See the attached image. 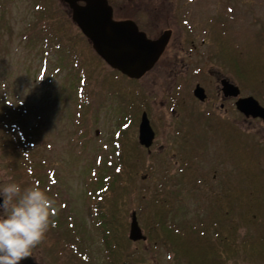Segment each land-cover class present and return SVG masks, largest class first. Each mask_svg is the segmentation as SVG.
<instances>
[{
    "label": "rangeland",
    "instance_id": "obj_1",
    "mask_svg": "<svg viewBox=\"0 0 264 264\" xmlns=\"http://www.w3.org/2000/svg\"><path fill=\"white\" fill-rule=\"evenodd\" d=\"M171 8L179 15L173 19L174 43H189L186 47L190 48L193 63L199 69L191 71L186 79L154 69L136 80L112 70L81 34L75 41L78 52L85 53L80 48L83 44L88 51L92 48L96 56L91 52V64L85 62L83 66L77 60L67 62L57 43L47 39L48 30L41 15L48 14L40 13L35 0H0V172L10 176L11 182L20 184L22 190L38 186L55 202L54 226L33 249V257L21 264H110L90 193L102 176L116 174V179L120 176L115 172L119 163L117 133L128 123L126 137L142 146L138 150L144 158L138 162L145 166L137 174L131 173L132 164L126 166V176L119 177L128 191L124 197L130 209L123 211L125 215L120 221L129 227L127 239L130 240L133 211L137 212L147 235L144 214L162 183H166L168 191L172 189L171 193H177L180 188L184 197L174 222L193 227L208 221L210 216L215 218L214 199L224 197L221 191L229 186L227 181L232 185L235 164L242 162L243 157L234 159L230 144H223L225 141L222 144L207 141L210 132L204 123H215L211 132L218 126L225 129L220 125L222 116L216 113L219 103L211 109L187 98L198 81L206 83L210 94L215 91L210 79L203 75L211 69L222 72L238 85L241 97L254 96L264 105V0H172ZM60 9L68 14L67 8L57 0L49 14L58 15ZM68 16L72 18L71 13ZM65 23H61L64 30L78 31L75 22L77 28ZM68 34L76 38V34ZM80 70L87 80L85 87L79 78ZM182 70L188 69L182 67ZM83 95L90 100H87L89 105ZM173 97L181 103L185 100L186 105L178 107ZM227 105L232 108L229 115L234 122L235 141L238 139L234 144L239 139L245 140L251 147V155L259 157L254 178L255 182L259 179L262 189L264 122L245 117L234 101ZM174 109L181 114L179 118H175ZM143 112H147L156 131L150 148L139 142ZM177 122H187L186 128L192 124L185 157L191 159L193 171L201 170L205 174L199 178L197 191L192 183L178 181L182 174L179 175L178 168L188 163L179 151L182 141L173 125ZM27 160H32V166L39 169L30 173ZM29 174L33 175L32 179ZM105 194L109 196L108 191ZM234 207L240 238L244 239L260 225L257 220L251 221V212L241 203L235 201ZM129 244L131 251L139 255V264L176 262L175 252L149 238L139 242L130 240ZM141 257L145 259L140 261ZM241 258L237 257L232 264H264L263 260L243 262ZM186 260L182 256L181 264H187Z\"/></svg>",
    "mask_w": 264,
    "mask_h": 264
},
{
    "label": "trees",
    "instance_id": "obj_2",
    "mask_svg": "<svg viewBox=\"0 0 264 264\" xmlns=\"http://www.w3.org/2000/svg\"><path fill=\"white\" fill-rule=\"evenodd\" d=\"M35 2L40 13H42L41 11H46L48 14V16L45 14L41 15L42 23L48 30L47 35L49 37L47 39L54 44L57 43V47L59 46L61 48V54L67 59V62L77 60L76 62H80V66L86 65L89 62L91 64V52L95 56L96 54L91 51L92 48L88 51L83 44L80 48L85 53L80 54L78 52V48L75 47L77 35L81 34L84 39L87 37L76 27L71 16H68L61 9L60 11L58 10V15L51 16L49 14L51 12L49 9L55 6L57 0H35ZM64 21H66L65 24L68 27L73 25L78 31L64 30L62 28L63 24H61ZM58 22H60L59 27L57 26ZM68 33L76 34V38H73ZM68 42H70L69 46H67ZM85 62L87 63L85 64ZM81 74L82 71L80 70L79 78L85 87L87 86V80ZM83 96L85 103L89 105L90 100L85 95ZM85 107L87 108V106ZM128 128L129 123L117 133V145L119 149L117 151V157L119 163L117 165V171L115 172L120 176H117V179L116 174L114 176H102L103 179L99 178L95 181L93 184L94 188L90 193L91 203L95 210V221L101 233L104 249L110 264H139V255L136 256L134 253L136 251H131L130 240L127 239L126 230L129 227L125 224L123 226V223L120 222L130 207L126 204L128 203V199L124 197L128 191L125 190V186L119 177L126 176L124 174L126 173L124 172V167L126 166L132 164L133 169L131 173L135 171L136 174L141 172V166H145V164L141 165L138 162V160L144 158V155L142 156L138 150L142 146L138 142L129 140L126 137ZM233 140L235 143L238 142V139L235 141V135ZM248 154H250L249 160H246ZM236 157H243L241 159L242 162L235 164L232 185L227 181L229 186L221 191V193H224V197H215L214 199L215 209L217 210L213 213L215 218L210 216L208 221H203L204 223H201L199 226H195V224L192 227L187 225V223L181 224L174 222L177 213L183 206L181 202L184 200V197L183 194H180V188L177 193H171L172 189H170L171 192L168 191L166 183H162L157 189L159 192L154 196L153 202L150 204V209L144 214L147 240L149 238L155 243H161L169 251L175 252V264L182 263V256L186 257L187 264H232V261L234 262L237 257H243L241 258L243 262L249 259L264 261V186L262 189H259L261 183L259 179L255 182L254 178L256 175L255 172L259 169L257 167L259 157H254L253 154L251 155V147L242 139H239L238 144H234V159ZM27 161L30 166L28 167L26 165L25 169L27 167L31 168L30 173L34 172L33 169H39V167L32 166V160ZM185 163L188 164L184 166L182 172H179V175L182 174L178 177V181L182 182V184L188 181L186 183L187 185H189V182L192 183L193 188L197 191L199 189L197 186L199 178L202 176L204 178L205 174L203 172L193 171L190 161H186ZM136 167L139 171L135 170ZM28 177L32 179L33 175L29 174ZM241 179L245 182L241 181ZM235 186H239V188L236 189ZM248 186L252 188L248 189ZM164 190L170 193H165ZM107 191L109 192V196L105 194ZM112 193L115 194L111 196ZM195 193L189 192L190 195H194ZM143 199L144 196L141 195V200L143 201ZM235 201L241 203L246 209H249L253 216V220L251 221L255 222L257 220L258 225H260L253 234H247V237L244 239L240 238L239 220L234 213L236 208L234 207ZM143 210L145 211V208ZM247 220L250 222L248 217ZM144 259L145 257H141L140 261Z\"/></svg>",
    "mask_w": 264,
    "mask_h": 264
},
{
    "label": "water",
    "instance_id": "obj_3",
    "mask_svg": "<svg viewBox=\"0 0 264 264\" xmlns=\"http://www.w3.org/2000/svg\"><path fill=\"white\" fill-rule=\"evenodd\" d=\"M72 10V19L91 42L93 49L115 70L133 79H140L149 72L169 43L171 32L167 31L152 39L141 31L132 20L116 21L108 0H63ZM80 2H84L81 4ZM226 95L237 97L236 107L247 118H260L264 122V105L254 96L241 97L235 83L224 82ZM195 95L205 100L207 95L201 86ZM155 131L147 112H143L139 125V142L150 148ZM3 198H0V203ZM129 238L134 242L147 240L140 226L137 212L131 215Z\"/></svg>",
    "mask_w": 264,
    "mask_h": 264
},
{
    "label": "flooded vegetation",
    "instance_id": "obj_4",
    "mask_svg": "<svg viewBox=\"0 0 264 264\" xmlns=\"http://www.w3.org/2000/svg\"><path fill=\"white\" fill-rule=\"evenodd\" d=\"M108 1L113 8L114 20L134 21L138 25L139 29L145 32L149 38L157 39L165 32L167 31L171 32L169 43L167 44L164 52L162 53V55L160 56L159 60L156 62L154 67L144 76H146L148 73H151L154 69H156L162 72L164 70L170 76L179 77L180 75H182L183 78L186 79L191 74V71L196 70L197 68L199 69V67H197V65L193 63V60L191 58V51L189 50L190 48L186 47V45L189 43L184 44L180 41H178V43L177 42L174 43L173 36L175 32L174 29L175 26L173 25V19H176V17H178L179 15H177L178 13L175 10H171L172 0H108ZM188 1L192 2L194 0H188ZM60 2L63 4V6L67 8V13L69 15L71 13L72 15V10L70 6L66 4L63 0H60ZM80 3L84 4V2H80ZM182 67H185L188 70L186 72H183ZM112 70L116 72H120L113 68ZM207 72L209 73L203 72V75H206L208 77L207 79H210V84L213 85L215 88V91H213L214 93L212 92L210 94L208 92V87L205 86L206 83H202L198 81L196 82L194 90L192 91V88L190 89V92L188 94L189 97L187 98V100L193 99L194 101H198L200 104H203L204 106H209V108L211 109L217 107V104L219 103L218 110L216 111V113L222 116V117L219 116L218 117L223 121L220 125L225 126L224 127L225 129H222L221 127L218 126L217 129H213V131L211 132L210 131V129L212 128L211 125L215 123L213 122L208 124L204 123L207 126V130L210 132V136H207L208 139L207 141H212V143H216V144H222L223 141H225V143H223L225 145L226 143H229L230 144L229 151H231L234 155V143H233L234 140H232L234 139V122L233 120L230 119V115H229L230 113L232 114V108L227 104L230 101H234L236 104L237 101L236 99L238 98L233 95H226L224 92V82L233 83V81L220 71L209 69ZM197 86H201L205 90L207 98L203 101L200 100L195 95V89L197 88ZM173 100L176 102L178 107H184L186 105L185 100L183 103H181V100H177L176 97H173ZM173 113L175 115V118H179L181 115L176 109L173 110ZM221 113L223 114L227 113V114L223 116L221 115ZM186 117H188L187 113H186ZM253 119H259L263 121L260 118H253ZM187 124H188L187 122H177L173 124L175 125L174 129L176 130L174 132H178L177 134L180 135L182 141V145L180 144L181 147L178 143L177 145L180 147L179 151H182L181 154H183V157H185V153L188 152L187 144H189V140H187V136L189 137L190 127L192 126L191 124L190 127L186 128ZM138 136H139V132H138ZM155 139H156V131H155ZM163 150L166 151L165 149ZM231 152L229 153L231 154ZM180 157L182 158V156ZM185 158L187 159V161L191 162V159L187 157ZM183 168L184 166H180L178 170L180 169L182 171ZM196 171L202 172L201 170H196Z\"/></svg>",
    "mask_w": 264,
    "mask_h": 264
},
{
    "label": "clouds",
    "instance_id": "obj_5",
    "mask_svg": "<svg viewBox=\"0 0 264 264\" xmlns=\"http://www.w3.org/2000/svg\"><path fill=\"white\" fill-rule=\"evenodd\" d=\"M0 172V264H21L45 239L51 226L54 200L38 186L21 188Z\"/></svg>",
    "mask_w": 264,
    "mask_h": 264
}]
</instances>
